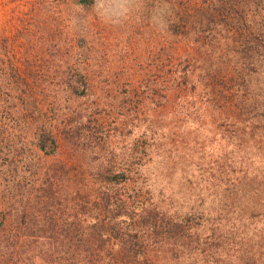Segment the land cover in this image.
I'll return each instance as SVG.
<instances>
[{
    "label": "rangeland",
    "instance_id": "rangeland-1",
    "mask_svg": "<svg viewBox=\"0 0 264 264\" xmlns=\"http://www.w3.org/2000/svg\"><path fill=\"white\" fill-rule=\"evenodd\" d=\"M0 264H264V0H0Z\"/></svg>",
    "mask_w": 264,
    "mask_h": 264
},
{
    "label": "trees",
    "instance_id": "trees-1",
    "mask_svg": "<svg viewBox=\"0 0 264 264\" xmlns=\"http://www.w3.org/2000/svg\"><path fill=\"white\" fill-rule=\"evenodd\" d=\"M86 84H84V87L86 88ZM42 142H41V148L42 149H46L47 147H48V144H47V142H46V139L45 138H43V140H41ZM49 141H51V142H55V139H52V138H50L49 137Z\"/></svg>",
    "mask_w": 264,
    "mask_h": 264
},
{
    "label": "crops",
    "instance_id": "crops-1",
    "mask_svg": "<svg viewBox=\"0 0 264 264\" xmlns=\"http://www.w3.org/2000/svg\"><path fill=\"white\" fill-rule=\"evenodd\" d=\"M39 140V139H38ZM42 141H41V139H40V143H41ZM41 145V144H40ZM41 147V146H40Z\"/></svg>",
    "mask_w": 264,
    "mask_h": 264
}]
</instances>
